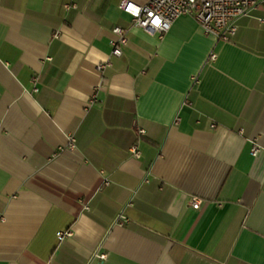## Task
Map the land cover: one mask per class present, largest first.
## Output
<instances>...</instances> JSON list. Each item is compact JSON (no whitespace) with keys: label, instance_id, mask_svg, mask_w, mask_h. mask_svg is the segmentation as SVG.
<instances>
[{"label":"crops","instance_id":"crops-1","mask_svg":"<svg viewBox=\"0 0 264 264\" xmlns=\"http://www.w3.org/2000/svg\"><path fill=\"white\" fill-rule=\"evenodd\" d=\"M122 1L0 0V264H264V7L223 42Z\"/></svg>","mask_w":264,"mask_h":264},{"label":"built area","instance_id":"built-area-1","mask_svg":"<svg viewBox=\"0 0 264 264\" xmlns=\"http://www.w3.org/2000/svg\"><path fill=\"white\" fill-rule=\"evenodd\" d=\"M140 8L138 15H133L129 6ZM259 6L264 7V0H149L145 4L138 5L131 1L123 0L120 9L130 17L132 26L142 29L150 34L162 36L170 29L171 24L181 16H190L199 25L203 33L213 37L217 41L228 42L237 31V22L256 10ZM160 16L162 25L156 28L151 24L152 17ZM115 38L111 41V56L118 57L122 53V48L127 44V31L120 27L112 30ZM214 58V55H211ZM104 66H99L103 69ZM35 84L36 78L32 79ZM34 91H37L34 88ZM143 134V131H140ZM69 148L74 147V137H68ZM132 154L137 155L136 148H132ZM259 148L253 146L251 154L255 156ZM198 199H192L191 207L198 209L200 206ZM87 210V207H85ZM71 231L66 230L58 233L59 240L71 237ZM101 259L104 256H100Z\"/></svg>","mask_w":264,"mask_h":264},{"label":"clouds","instance_id":"clouds-1","mask_svg":"<svg viewBox=\"0 0 264 264\" xmlns=\"http://www.w3.org/2000/svg\"><path fill=\"white\" fill-rule=\"evenodd\" d=\"M130 11L132 12L133 15H138L140 12V8L136 6H129ZM149 15L152 17L151 19V24L156 27L160 28L162 25V18L160 16H154L153 14L149 13Z\"/></svg>","mask_w":264,"mask_h":264}]
</instances>
